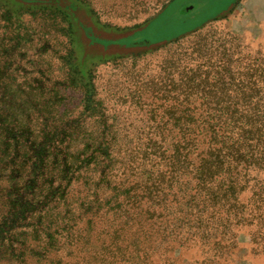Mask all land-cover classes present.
Masks as SVG:
<instances>
[{
    "label": "trees",
    "instance_id": "trees-1",
    "mask_svg": "<svg viewBox=\"0 0 264 264\" xmlns=\"http://www.w3.org/2000/svg\"><path fill=\"white\" fill-rule=\"evenodd\" d=\"M0 12L63 15L65 90L82 93L75 118L58 88L0 86V263L180 264L198 246L213 259L201 264H219L245 232L264 254L263 53L226 47L229 32L211 50L213 34L193 33L128 95L144 119L120 120L89 68L108 58L83 37L106 46L118 39L94 27L126 30L99 27L79 0H0Z\"/></svg>",
    "mask_w": 264,
    "mask_h": 264
},
{
    "label": "rangeland",
    "instance_id": "rangeland-1",
    "mask_svg": "<svg viewBox=\"0 0 264 264\" xmlns=\"http://www.w3.org/2000/svg\"><path fill=\"white\" fill-rule=\"evenodd\" d=\"M79 1L91 10L99 27L126 30L118 34L94 27L99 39H118L106 46L99 43L89 47L83 37L87 53L108 58L89 68L95 74L98 99L105 104L106 115L120 120L144 119L146 112L129 108L128 95L134 86L146 83L143 78L155 74L166 56L188 48L193 33L213 34L217 42L212 48L208 45L211 50L220 46L229 32L238 40L226 47L236 44L239 50L264 54V0ZM66 21L63 15L48 12L8 20L0 12V86L58 88L66 117L77 118L82 111V93L75 88L65 90L70 82L62 58L71 50ZM83 22L90 25L87 19ZM180 39L189 45L184 47L182 41L176 44ZM45 96L54 99L52 92ZM250 239L248 232L240 234L237 259L222 258L219 264H264V254L254 253ZM206 252L197 246L177 255L181 256L180 264H201L206 257L213 260L211 252Z\"/></svg>",
    "mask_w": 264,
    "mask_h": 264
},
{
    "label": "crops",
    "instance_id": "crops-1",
    "mask_svg": "<svg viewBox=\"0 0 264 264\" xmlns=\"http://www.w3.org/2000/svg\"><path fill=\"white\" fill-rule=\"evenodd\" d=\"M168 4H169V3H168ZM168 4H167V5H168ZM167 5H166V6H167Z\"/></svg>",
    "mask_w": 264,
    "mask_h": 264
}]
</instances>
